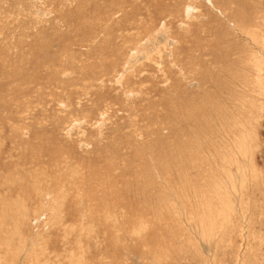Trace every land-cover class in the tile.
Returning <instances> with one entry per match:
<instances>
[{"label":"rangeland","instance_id":"obj_1","mask_svg":"<svg viewBox=\"0 0 264 264\" xmlns=\"http://www.w3.org/2000/svg\"><path fill=\"white\" fill-rule=\"evenodd\" d=\"M0 264H264V0H0Z\"/></svg>","mask_w":264,"mask_h":264},{"label":"bare ground","instance_id":"obj_2","mask_svg":"<svg viewBox=\"0 0 264 264\" xmlns=\"http://www.w3.org/2000/svg\"><path fill=\"white\" fill-rule=\"evenodd\" d=\"M190 9V8H189ZM190 12V11H189ZM149 41V40H148ZM152 44V43H151ZM256 64V63H255ZM245 184V183H244Z\"/></svg>","mask_w":264,"mask_h":264}]
</instances>
